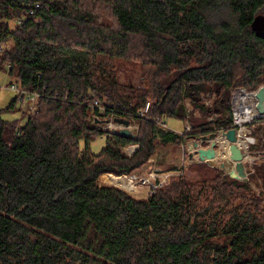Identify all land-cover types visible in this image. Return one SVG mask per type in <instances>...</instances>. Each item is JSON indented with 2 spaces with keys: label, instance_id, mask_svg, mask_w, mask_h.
Wrapping results in <instances>:
<instances>
[{
  "label": "trees",
  "instance_id": "16d2710c",
  "mask_svg": "<svg viewBox=\"0 0 264 264\" xmlns=\"http://www.w3.org/2000/svg\"><path fill=\"white\" fill-rule=\"evenodd\" d=\"M258 15L264 0H0V71L40 94L23 125L0 110V264H264V205L248 182L206 163L145 198L98 182L158 144L231 126L232 90L264 85ZM213 91L215 111L202 96ZM196 111L189 132L160 126ZM111 117L138 123L136 137L105 129ZM254 123L259 147L264 117ZM256 176L264 187V161Z\"/></svg>",
  "mask_w": 264,
  "mask_h": 264
},
{
  "label": "rangeland",
  "instance_id": "374dc122",
  "mask_svg": "<svg viewBox=\"0 0 264 264\" xmlns=\"http://www.w3.org/2000/svg\"><path fill=\"white\" fill-rule=\"evenodd\" d=\"M98 10L103 11V13H105V16L110 18L111 13H110V10L108 9V6L102 5L98 8ZM103 13H101L102 16H104ZM119 77L122 82L132 83V85L134 86L138 84L142 79L141 74L139 72H135L129 69L121 72ZM11 81L12 80L6 71H0V110H2V118L5 121H8L9 123H17V125H23L27 119V115H30L31 110H27V112H25L23 104L20 103L18 100H16L15 106L10 108V104L17 97V93L14 90H12L10 87L12 83ZM202 96H203V99H209L211 101V105L210 106L206 105V106H209V107L212 106V109L215 111L216 110L215 109L216 99H217L218 94H216V92L213 91V92L205 93ZM95 102L97 103L98 101H95ZM217 117H218V114L211 112L210 116L207 117V120L210 121ZM191 118H193L196 123H199L203 120L204 117L200 112L196 111L194 114L188 117L189 121L174 118V117L165 118V121L168 124L169 129L182 133L184 132L188 124L192 125L193 122ZM135 123L136 122H134L133 124ZM137 124L138 123H136V125ZM102 125L103 127L105 126V124H102ZM256 133L259 135L258 132H254L253 135L256 137L257 141L254 145L251 146V148H249V151H248V155L252 158L250 159L248 158L249 160L247 161L248 171L253 170L251 171L252 173H250V175L252 174V176L256 175V168L260 166L264 161V140L260 144L259 147H254L259 142L258 135H256ZM248 136L249 135L247 134L246 137ZM260 137L264 139V129L263 128H262V131L260 132ZM219 138L223 139L224 137L219 136L217 139ZM105 144H106V136L102 135V136H97L96 139L92 141L90 147L93 152L99 153L102 150V148L105 146ZM183 144L184 142H180L177 144H167V145L158 144L155 153L152 155V157L150 158V160H148L147 163H145L144 165H142L141 167H139L138 169H136L130 174L116 175V176L126 175L128 177L129 176L133 177L131 178L133 182L135 181L139 182L137 183V187L135 189L131 190L130 188L120 187L119 185L115 184L114 180L112 179V175L114 174H104L99 178L98 182L100 185H111V186L118 187L124 191L131 193L135 197H139V198L148 197L151 192L149 188V181L145 183L142 182L143 181L142 177L144 176L146 178H150L153 172L152 170L154 169V166L157 169L163 170V172L165 171V173H168L167 176H168L169 181L167 185H169L171 182V179L173 177L180 176L183 173V170L185 172H188V174H190L189 168L193 164L206 163L209 165V163H207L206 161L199 160L198 154L194 155L195 160L193 161L189 160L187 153L184 151ZM216 144H217L216 148H218L219 144L217 141H216ZM80 146L82 148L84 147L83 141H81ZM203 146H208V142L203 143ZM133 147H135V149L138 148V146L135 145V146H132L131 149H133ZM218 151L219 150L216 149V157L218 160H222L223 158L222 157L219 158V156L222 152H224V148L220 145V153ZM124 153L128 155L125 149H124ZM228 153H230L229 150H228ZM227 159L228 158H224V160L222 161H227ZM230 162L232 163V161ZM210 167H214V166H210ZM106 178H107V181H105ZM238 180L244 181L242 179H238ZM248 183L250 184L252 191L262 200V204L264 205V187H263V182L260 179V177L256 176L255 178H252V181H250V178H249Z\"/></svg>",
  "mask_w": 264,
  "mask_h": 264
},
{
  "label": "built area",
  "instance_id": "2783aa9c",
  "mask_svg": "<svg viewBox=\"0 0 264 264\" xmlns=\"http://www.w3.org/2000/svg\"><path fill=\"white\" fill-rule=\"evenodd\" d=\"M4 48H5L4 46L0 45V50H3ZM10 87L12 90H14L17 93L16 99L20 103L23 104L25 112H27V110H31L30 113H35L37 110V102L40 98L39 92L26 90L25 88L21 87L20 84L16 81L11 83ZM260 88L261 87L251 90L245 87H237L232 90L231 113H232L233 122L231 126L229 128H222V129L217 130L214 138H205V139H193L192 138L188 140L187 142H184L183 144L184 151L187 153L189 160L191 161L194 160L193 159L194 157L191 158L190 154L195 155L199 149L209 150V149H212L213 147L215 149V142L212 143V141H215L219 136L224 137L228 141V144H229L228 146L230 147L231 143H229V140L226 137L225 132H227V130H229L230 128H236L238 137L241 131L245 132L244 138L246 139L247 147L242 148V149L245 153V158H246L245 162L248 163L247 161L250 158H252L248 155L249 148H251V146L254 145L257 141L256 137L253 135L257 129V126L254 122L256 119L264 117V115L261 114L257 108L259 99H260V96H259ZM185 104L189 111L193 109L188 99L185 101ZM205 104L210 106L211 101L209 99H206ZM149 107H150V103L148 102L146 104V108L142 112L143 115L147 112ZM115 119L116 118L111 117L106 122H103V124H105L104 126L105 129H109L110 131H113L118 128H126L123 123H120L116 121ZM133 123L131 122V124L127 128L131 129L133 132H137L139 130V125L138 124L136 125V123L135 124ZM160 126H162V128L169 129L166 121H161ZM190 130H191V125L188 124L184 132H182L181 134H184L185 132H189ZM247 134L249 135L248 137H246ZM195 140H198L197 147H194L193 145ZM206 142H208V146H203V143H206ZM187 144H191L192 147L187 148ZM132 146H135V145H131L125 148L128 155H133V153L136 151V149H131ZM229 156H230V153L228 157ZM228 160H231V159H227V161ZM220 161L217 160V162H220ZM206 162L209 163L211 161L208 160ZM247 169H248V166H247ZM152 171L153 172L150 178H146L144 176L142 177V180H143L142 182L145 183L149 181V188L151 190L150 195L154 193L156 190L166 186L169 181L168 176H167L168 173H165V171L163 172V170H159L155 166ZM251 171L253 170L248 171V175L252 173ZM123 177H128V176L124 175ZM129 178H133V177L129 176Z\"/></svg>",
  "mask_w": 264,
  "mask_h": 264
},
{
  "label": "water",
  "instance_id": "95a60500",
  "mask_svg": "<svg viewBox=\"0 0 264 264\" xmlns=\"http://www.w3.org/2000/svg\"><path fill=\"white\" fill-rule=\"evenodd\" d=\"M253 30L255 34L258 37L264 38V15H258L255 17L253 23H252ZM259 103H258V111L264 115V86H261L259 90ZM116 121L123 123L126 128H118L113 130V132H118L122 135L125 136H130V137H136V133L133 132L131 129H128L127 127L131 124V120L129 119H121V118H116ZM216 135L215 133H211L209 135H202L197 139H205V138H214ZM226 137L228 140L231 142L230 144V161H212L209 162V165L216 167L219 170H222L225 172V174L229 175L230 177L234 179H242L245 182L249 181V175H248V169H247V163L245 162V153L242 150V148L237 144L238 136H237V130L236 128H230L225 132ZM194 147L198 146V140H195L193 143ZM138 146V145H136ZM191 144H187V148H191ZM199 155V160L204 161L206 158L212 159L215 157L216 152L215 149H209V150H204V149H199L198 152L196 153ZM190 157L193 158L194 155L190 154ZM160 170V169H159Z\"/></svg>",
  "mask_w": 264,
  "mask_h": 264
},
{
  "label": "bare ground",
  "instance_id": "6f19581e",
  "mask_svg": "<svg viewBox=\"0 0 264 264\" xmlns=\"http://www.w3.org/2000/svg\"><path fill=\"white\" fill-rule=\"evenodd\" d=\"M244 133H245L244 131H241L239 133V137H238V140H237V144L241 148L247 147V145H246V139L244 138ZM220 137H222V136H220ZM216 141L219 144L218 148H216V146H217ZM214 142H215V150L216 149L219 150L218 151L219 153H220V145L224 148V152L221 151L222 153L220 154L219 158L222 157L223 158L222 160H224V158L230 159V156L228 157V155H229L228 150L230 152V149H229V146H228L229 145L228 144V141L225 138H223V139L219 138V139H216L215 141H212V143H214ZM229 143H231V142L229 141ZM133 149H135V147H133ZM205 160L206 161L210 160L212 162V161H217L218 159H217V157L215 155L214 158H212V159L206 158ZM245 160H246V158H245ZM218 161H220V160H218ZM232 162H234V161H232ZM112 179L114 180V183L117 184V185H119L120 187L130 188L131 190L132 189H135L137 187V181L133 182L132 179L129 178V177L112 175ZM105 181H107V178H106Z\"/></svg>",
  "mask_w": 264,
  "mask_h": 264
}]
</instances>
